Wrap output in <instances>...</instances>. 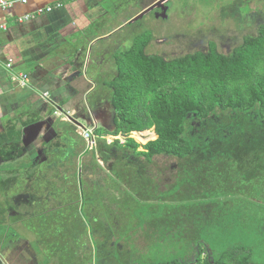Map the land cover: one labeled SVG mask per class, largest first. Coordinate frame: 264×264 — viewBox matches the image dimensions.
Listing matches in <instances>:
<instances>
[{"label": "trees", "instance_id": "16d2710c", "mask_svg": "<svg viewBox=\"0 0 264 264\" xmlns=\"http://www.w3.org/2000/svg\"><path fill=\"white\" fill-rule=\"evenodd\" d=\"M149 43L144 33L136 37L129 50L115 56L116 75L102 84L110 94L112 128L95 129L99 136L96 150H87L75 124L55 120L52 136L38 146L41 162L36 163L28 154L18 162L6 160L17 146L23 150L30 135L21 118L20 127L16 126L18 118L9 121L7 140L0 146V195L8 203V218L10 204L24 212H16V222L1 224L0 236H18L14 224L19 223L37 237L41 254L53 256L57 264H93L89 239L96 236L95 224L107 217L108 204L116 208L117 220L128 221L119 234L123 236L130 224L139 221L130 211L135 202L155 199L140 172L146 198H140L142 192L129 186L137 165L139 170L142 162L151 167L156 156L189 160L194 155L192 140L185 136L190 117L207 119L217 110H234L264 122V26L256 37L244 38L229 55L211 44L207 51L168 61L147 54ZM50 109L49 116H53ZM35 115L24 120H29V125L42 120ZM151 129L157 138L146 143L143 151H138L141 145L134 139L122 145L118 140L109 144L103 138ZM132 156L137 157L134 163L129 162ZM203 253L202 249L192 263L173 260L141 264H254L246 248L234 247L215 262L207 261Z\"/></svg>", "mask_w": 264, "mask_h": 264}, {"label": "rangeland", "instance_id": "374dc122", "mask_svg": "<svg viewBox=\"0 0 264 264\" xmlns=\"http://www.w3.org/2000/svg\"><path fill=\"white\" fill-rule=\"evenodd\" d=\"M136 1L150 0H123L120 8L115 7L114 17L120 20L136 7ZM168 2L165 14L154 11L144 15L133 27L116 33L110 44H115L126 35H132L134 31L138 36L148 34L150 43L147 54L168 61L187 53L207 51L211 44L221 53L229 55L235 47L241 45L244 38L256 37L259 29L264 26V0ZM102 48L103 45H98L93 50L89 74L98 66L96 61L100 59ZM113 52L119 54L124 50L114 48ZM114 76L108 75L106 78L98 74L97 81L101 84V78H109L110 81ZM104 94L102 98L93 96L96 97L93 101L95 109H90L91 112L87 110L88 105L78 106L75 117L80 118L83 126H95L96 111L98 119L101 118L97 126L112 128L110 94ZM34 118L42 119L38 125V134L25 141L23 150L18 146L11 150L5 156L6 160L18 162L28 154L36 163L41 162L43 157L38 152V146L40 142L50 139L51 124L57 118L54 115L41 117L40 113ZM186 126L185 136L192 140L194 155H190L189 160H178L169 155L156 156L151 167L142 162L139 170L137 165L138 171L132 182L128 183L129 186L137 189L138 193L142 192L140 198H146L147 192L141 183L140 172L147 178L148 192L155 199L135 202L136 206L130 211L137 215L139 223L135 221L136 225L130 224L123 236L119 234L127 227L128 221L117 220L114 216L116 208L108 202V218L103 217L95 224L96 236L89 239L93 264H141L173 260L192 263L202 249L207 255L203 257L206 256L209 262H215L222 253L234 247L250 250V261L264 264V153L259 152L264 151V122L240 111L217 110L207 119L190 117ZM143 146L138 151H143ZM136 158L130 157L129 162H136ZM100 163L108 168L101 160ZM148 180L151 181L150 185ZM1 197L0 225L8 224L9 221L16 222L17 213L23 214L24 210L19 207L14 210L16 206L10 204L11 213L8 218V203ZM205 205L210 208L203 210ZM142 217L147 218L150 226L152 219L154 224H159L161 218L169 219L172 224L171 234L153 238L150 233L141 236ZM14 228L23 236H34L19 223L14 224ZM142 245L147 248L141 250ZM189 247L194 248V257L184 256L191 251L187 250Z\"/></svg>", "mask_w": 264, "mask_h": 264}, {"label": "crops", "instance_id": "0c3cea01", "mask_svg": "<svg viewBox=\"0 0 264 264\" xmlns=\"http://www.w3.org/2000/svg\"><path fill=\"white\" fill-rule=\"evenodd\" d=\"M159 1H136V7L120 20L114 17V9L120 8L123 0H29L26 6L17 4L9 10L0 9V26H7V30L0 29V146L7 140L5 131L9 121L16 118L17 127L25 121L22 126H28L30 139L38 134L41 123L32 121L29 125L30 121L24 119L32 115L40 113L41 117L49 116L48 109L54 112L55 107L77 114L79 105H88L89 112L94 110L95 98L105 96L104 92L109 93L102 86L109 78H101L99 84L97 75H116L117 53L113 49L126 52L138 37L133 31L132 35H126L111 45L113 36L133 27L139 20L134 19ZM168 1L165 3L168 4ZM47 6H53L54 10L27 22L17 21L19 16L35 13ZM98 45H103L100 59L96 61L98 66L89 74L94 57L92 52ZM110 56L111 60L107 61ZM7 64H12L13 71L7 68ZM11 72L28 73L32 88H19L12 81ZM44 93H48V100L43 99ZM96 113L94 111L93 118L99 124L101 118L98 119ZM19 118L22 120L19 121ZM205 206L203 210L210 208ZM141 220V236L150 233L153 238L171 234L169 219L161 218L159 224H154L152 219L151 226L147 218L142 217ZM190 229L193 230V227ZM36 240V236H23L21 233L18 236H0V264H57L53 256L41 254ZM143 248L147 247L142 245L141 250ZM189 249L191 251L184 256L194 257V248Z\"/></svg>", "mask_w": 264, "mask_h": 264}, {"label": "built area", "instance_id": "2783aa9c", "mask_svg": "<svg viewBox=\"0 0 264 264\" xmlns=\"http://www.w3.org/2000/svg\"><path fill=\"white\" fill-rule=\"evenodd\" d=\"M28 3H29V0H0V9L9 10V9L13 8L14 6H16L17 4H21L23 6H26ZM53 10H54L53 6H47L46 8L38 9V11L35 12V13L32 12V13L23 14V15H21V16H19L17 18V21L19 23L27 22V21H29L31 19H34L39 14H43L45 12L46 13H50ZM0 29L1 30H7L6 24L1 25ZM7 68L10 71H13L12 64H7ZM11 73H12L11 74L12 81L19 88H22V89H30V88H32V81H31L30 75L28 73H23V72H20V73L11 72ZM42 97H43V99H46V100L49 99L48 93L42 94ZM53 115L57 118V120H61V121H64V122H71L70 118L71 117L75 118V114L74 113H72L70 111H64V110H62L61 108H58V107H55ZM97 127L98 126H97L96 123H95V126L91 127V128H87V127L81 128V127L77 126L78 133L85 140L87 150H89V151L96 150V148H97L99 136H97L95 134V132H94ZM152 133L154 134V129H153V131H152V129L151 130H147V131H140V132L139 131H135V132H132L129 136L118 135V136H105L103 138L109 144H111L114 141L118 140L123 145V144L126 143L127 139H134L140 145H145V144L139 142L137 140V138L135 137V135H139L141 138L150 139L149 135L152 134ZM149 141H151V140H149Z\"/></svg>", "mask_w": 264, "mask_h": 264}, {"label": "water", "instance_id": "95a60500", "mask_svg": "<svg viewBox=\"0 0 264 264\" xmlns=\"http://www.w3.org/2000/svg\"><path fill=\"white\" fill-rule=\"evenodd\" d=\"M166 0H160L159 2H157L156 4L152 5L151 7H149L147 10H145L144 12H142L141 14H139V16H137L134 21L142 18L144 15L150 13L151 11L155 10L156 8H159V9H165L163 4L165 3ZM163 13L165 14L166 13V10H163ZM70 121L75 124L76 126L78 127H81V128H85V126H83L78 120H76L74 117H71L70 118Z\"/></svg>", "mask_w": 264, "mask_h": 264}, {"label": "bare ground", "instance_id": "6f19581e", "mask_svg": "<svg viewBox=\"0 0 264 264\" xmlns=\"http://www.w3.org/2000/svg\"><path fill=\"white\" fill-rule=\"evenodd\" d=\"M152 135H155V134H153V133L150 134V135H149V138H150V139H147V138H141L139 135H135V137H136L137 140L140 141V142H144L145 140H147V142H148L149 140H153V139H155V138L152 137ZM155 136H156V135H155ZM64 142H65V141H64ZM147 142H144V143L146 144Z\"/></svg>", "mask_w": 264, "mask_h": 264}, {"label": "flooded vegetation", "instance_id": "af4514ba", "mask_svg": "<svg viewBox=\"0 0 264 264\" xmlns=\"http://www.w3.org/2000/svg\"><path fill=\"white\" fill-rule=\"evenodd\" d=\"M163 6H164L165 9L156 8L155 9L156 10L155 12H158L159 14H164L163 13V10H167L168 4L167 3H164Z\"/></svg>", "mask_w": 264, "mask_h": 264}]
</instances>
